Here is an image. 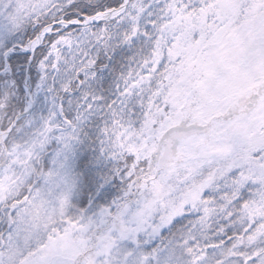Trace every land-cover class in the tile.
I'll list each match as a JSON object with an SVG mask.
<instances>
[{"label":"snow or ice","instance_id":"1","mask_svg":"<svg viewBox=\"0 0 264 264\" xmlns=\"http://www.w3.org/2000/svg\"><path fill=\"white\" fill-rule=\"evenodd\" d=\"M0 264H264V0H0Z\"/></svg>","mask_w":264,"mask_h":264}]
</instances>
